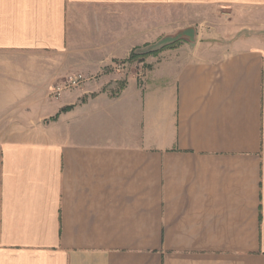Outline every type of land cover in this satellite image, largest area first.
I'll return each instance as SVG.
<instances>
[{"label":"crops","instance_id":"obj_1","mask_svg":"<svg viewBox=\"0 0 264 264\" xmlns=\"http://www.w3.org/2000/svg\"><path fill=\"white\" fill-rule=\"evenodd\" d=\"M0 264H264V0H0Z\"/></svg>","mask_w":264,"mask_h":264},{"label":"rangeland","instance_id":"obj_2","mask_svg":"<svg viewBox=\"0 0 264 264\" xmlns=\"http://www.w3.org/2000/svg\"><path fill=\"white\" fill-rule=\"evenodd\" d=\"M253 16H254V22L258 23V21H261L263 18V10L254 11ZM238 21L239 20L237 18V21L235 22V24H229V23H226L223 21V23H224L223 25H217V26L205 25V26H200V27L201 28L203 27L205 30H210L211 28L216 27L217 31L221 30L223 32H229V30H232L233 34H231V36L236 37L245 31L244 24L243 25H241V24L237 25ZM236 27H241V29L238 31L239 33H236ZM223 44H226V42ZM5 59H9V60L12 59V60L20 61L22 63L24 62V60H26V64L43 65V66L47 67L46 70H51V72L47 71V73H46V75H47V83H46V91H45L46 92V94H45V100L46 101L55 100L54 98H52L50 96V93H51L54 85L57 82L62 80L66 75H68L70 73L81 72V71L74 69V65L77 62V60H75V58H72L68 53H66V55H63V54L50 55V56L46 55V57L34 54V55L27 56L26 58L24 56H22V57L14 56V57H7ZM113 70H115V69H113ZM113 70H112V72H114ZM109 71H111V69H110V67H107L103 71L97 73L96 75H89V76L94 77L93 79H91V81H94V80L98 79L100 77V75H102V73H106ZM82 73L84 75H86V73H84V72H82Z\"/></svg>","mask_w":264,"mask_h":264},{"label":"built area","instance_id":"obj_3","mask_svg":"<svg viewBox=\"0 0 264 264\" xmlns=\"http://www.w3.org/2000/svg\"><path fill=\"white\" fill-rule=\"evenodd\" d=\"M113 66L117 71H123L125 69L124 62H117ZM93 78L94 77L84 75L82 72L70 73L54 85L50 96L54 99H59L66 91L82 88Z\"/></svg>","mask_w":264,"mask_h":264},{"label":"trees","instance_id":"obj_4","mask_svg":"<svg viewBox=\"0 0 264 264\" xmlns=\"http://www.w3.org/2000/svg\"><path fill=\"white\" fill-rule=\"evenodd\" d=\"M178 41L175 40V41H170L169 43H166V44H163L160 48H157L156 50H148V51H144V52H132L131 55H130V58L129 59H136L140 56H146V55H149V54H153V53H156L164 48H167V47H172L173 45L177 44Z\"/></svg>","mask_w":264,"mask_h":264}]
</instances>
